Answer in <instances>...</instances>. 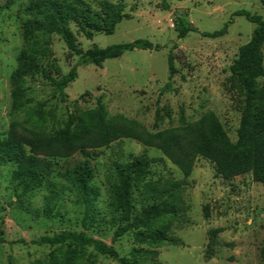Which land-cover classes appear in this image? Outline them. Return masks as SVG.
<instances>
[{
  "label": "rangeland",
  "instance_id": "374dc122",
  "mask_svg": "<svg viewBox=\"0 0 264 264\" xmlns=\"http://www.w3.org/2000/svg\"><path fill=\"white\" fill-rule=\"evenodd\" d=\"M8 1L11 0H0V138L6 136L14 122L31 128L41 114L45 130L56 132L64 127L71 115L103 105L109 117L123 115L141 123L152 133L179 127L181 110L189 123L214 113L231 141L238 140L244 92L231 67L241 47L250 42L256 26L244 17H233V14L245 10L264 18L262 0H122L128 17L115 26L112 35L94 33L88 40L75 24L71 25L78 47L87 51L93 47L106 48L147 40L164 48L161 51L128 52L106 61L103 69L93 65L79 67L78 79L65 91V99L54 96L50 81L42 74L31 76L25 81L28 103L21 113L12 111L10 78L17 68L18 56L26 49L23 26L30 16L25 9L32 0H14L12 6L5 8ZM85 1L94 13L100 14L99 3L103 0ZM104 1L116 4L121 0ZM178 21L197 31L180 39ZM230 22L223 37L204 36L221 30ZM48 40L53 56L42 62V69L59 80L78 63L79 57L72 54L56 35L38 36L37 44L44 46ZM170 54L174 57L177 73L172 79L171 91L162 95L161 90L170 80ZM157 112L162 116L158 125L155 124ZM138 156L156 160L149 179L184 182L185 213L171 228V237L179 244L154 249L158 252L159 264H264L260 257L264 246L263 185L254 182L251 175L224 180L217 176L214 164L203 158L196 161L192 175L185 178L160 151L130 139L92 152L89 158L76 155L55 160L57 165L42 188L25 198L22 204L17 203L14 193V167H1L0 231L3 242L0 241V264H48L51 258L62 262L68 244L51 247L36 246L32 242L64 231L85 232L113 246L125 258H132L135 249H150L138 246L133 233L113 240L114 233L123 225L114 201L119 183L117 168ZM86 160L93 170L91 187L98 196L94 218L84 227L85 208L76 198L71 174ZM52 196V217L34 216L32 211L43 214L46 199ZM142 205L140 193L135 191L134 217L140 215ZM205 207L209 208L208 218ZM157 225L156 222L152 224L153 227ZM220 228L224 232L218 236L219 247L208 259V232ZM78 252V264H117L92 248H79Z\"/></svg>",
  "mask_w": 264,
  "mask_h": 264
},
{
  "label": "trees",
  "instance_id": "16d2710c",
  "mask_svg": "<svg viewBox=\"0 0 264 264\" xmlns=\"http://www.w3.org/2000/svg\"><path fill=\"white\" fill-rule=\"evenodd\" d=\"M14 0L8 1L9 8ZM264 5V0H262ZM100 14H96L85 0H32L25 13L30 16L23 26V40L26 49L17 58V68L10 78L12 111H25L28 103L25 81L36 74L50 81L54 96L66 98L65 91L78 79V68L88 65L103 69L108 60L122 57L134 50L161 51L164 47L154 46L147 40L118 44L106 48L93 47L83 51L78 47L77 38L71 30L75 24L82 35L90 40L94 33L112 35L115 26L128 17L122 0L119 3L101 1ZM101 15L103 17H101ZM233 17H244L256 26L251 40L241 47L239 56L231 67L244 92V109L238 130V140L232 142L214 113L203 115L199 120L187 122L183 110L180 112V126L159 132H149L141 123L123 115L109 117L103 105L93 110L71 115L64 127L56 132H47L43 126V115L31 128L12 123L4 138H0V168L13 166L12 182L18 204L41 189L45 179L53 172L57 159H70L76 155L89 158L92 152L109 148L112 144L126 139L135 140L147 148L161 152L163 157L177 167L185 178H189L196 161L203 158L214 164L217 176L231 180L238 176L251 175L254 182L264 186V18L249 11H237ZM180 25L179 38H185L197 29ZM204 36L211 39L226 35L229 25ZM58 36L67 49L79 57L70 72L57 80L42 69V62L53 56L50 40L39 47L37 37ZM170 80L161 94L171 91V82L177 73L172 54L168 56ZM40 112V111H39ZM38 111H35V114ZM33 115V114H32ZM162 121L156 113L155 124ZM156 162L147 156H138L117 168L118 185L115 204L123 225L114 233V241L133 233L138 246L150 249H135L132 258L121 257L119 252L103 241L90 237L85 232L64 231L54 236H43L32 242L36 246L51 247L69 245L62 262L51 258L48 264H78V249L92 248L97 254L112 259L117 264H159L158 252L154 249L178 245L171 237V228L180 215L185 213L182 199L183 181L172 179L154 181L149 179L151 168ZM72 183L78 202L84 206L83 226L87 227L94 218L98 192L91 187L93 170L89 161H84L72 172ZM138 191L143 205L139 216L134 217V192ZM54 198L57 194L53 193ZM53 196L46 199L43 214L32 211L33 215L51 218ZM205 217L209 208L205 207ZM158 223L153 227V223ZM223 229L208 232L206 258L214 256L219 247L218 236ZM0 231V241L3 242ZM73 247H76L73 249ZM153 250V251H152ZM260 257L264 263V246Z\"/></svg>",
  "mask_w": 264,
  "mask_h": 264
}]
</instances>
